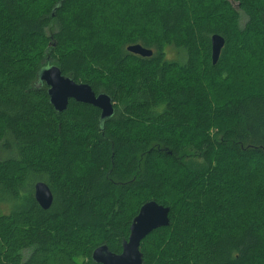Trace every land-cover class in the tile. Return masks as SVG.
<instances>
[{
    "label": "trees",
    "instance_id": "16d2710c",
    "mask_svg": "<svg viewBox=\"0 0 264 264\" xmlns=\"http://www.w3.org/2000/svg\"><path fill=\"white\" fill-rule=\"evenodd\" d=\"M39 1L0 0V264H96L149 201L169 225L143 264H264V0ZM52 65L113 116L56 113L38 79Z\"/></svg>",
    "mask_w": 264,
    "mask_h": 264
},
{
    "label": "water",
    "instance_id": "95a60500",
    "mask_svg": "<svg viewBox=\"0 0 264 264\" xmlns=\"http://www.w3.org/2000/svg\"><path fill=\"white\" fill-rule=\"evenodd\" d=\"M224 40L219 35L210 38L211 61L216 64ZM126 51L140 58H149L152 51L132 45ZM40 83L47 88L48 101L56 113L66 110L72 100L76 103L86 104L96 108L100 112V120H106L114 114V103L107 95H95L91 88L85 84H77L61 74L57 66H48L38 73ZM33 198L41 210H48L52 204V194L43 182H37L33 186ZM169 209L156 204L153 201L144 203L132 219L127 240L121 244V252L114 254L106 245H101L93 250L92 262L96 264H143V255L140 252L142 241L153 231L169 225Z\"/></svg>",
    "mask_w": 264,
    "mask_h": 264
},
{
    "label": "rangeland",
    "instance_id": "374dc122",
    "mask_svg": "<svg viewBox=\"0 0 264 264\" xmlns=\"http://www.w3.org/2000/svg\"><path fill=\"white\" fill-rule=\"evenodd\" d=\"M230 1V3L232 4V6L235 8V3H233V1L232 0H229ZM39 3L43 6V5H45L46 3H47V0H40L39 1ZM35 5V4H34ZM240 20H241V22H244V19H243V17H242V15H240ZM168 54L170 55V57L169 58H172L173 57V54L172 53H170V52H168ZM226 99V97H222V101H221V103L224 101ZM215 126H216V124H214ZM211 132L212 133H214V130H211ZM2 157H5V156H2ZM5 209V208H4ZM9 210H10V208H6L5 210H1V213H0V215H8L9 214ZM28 256H30V254L29 253H27V252H25V253H22V259L23 260H27V258H28Z\"/></svg>",
    "mask_w": 264,
    "mask_h": 264
}]
</instances>
